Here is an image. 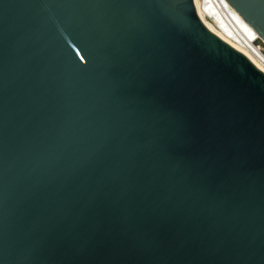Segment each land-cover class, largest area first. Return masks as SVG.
Wrapping results in <instances>:
<instances>
[{"label":"water","instance_id":"1","mask_svg":"<svg viewBox=\"0 0 264 264\" xmlns=\"http://www.w3.org/2000/svg\"><path fill=\"white\" fill-rule=\"evenodd\" d=\"M0 264H264V72L196 0H0Z\"/></svg>","mask_w":264,"mask_h":264},{"label":"bare ground","instance_id":"2","mask_svg":"<svg viewBox=\"0 0 264 264\" xmlns=\"http://www.w3.org/2000/svg\"><path fill=\"white\" fill-rule=\"evenodd\" d=\"M201 19L211 30L241 50L264 72V54L254 44L256 32L226 0H196Z\"/></svg>","mask_w":264,"mask_h":264},{"label":"rangeland","instance_id":"3","mask_svg":"<svg viewBox=\"0 0 264 264\" xmlns=\"http://www.w3.org/2000/svg\"><path fill=\"white\" fill-rule=\"evenodd\" d=\"M255 44L259 46V49L262 51V53L264 54V43L258 38L255 41Z\"/></svg>","mask_w":264,"mask_h":264},{"label":"built area","instance_id":"4","mask_svg":"<svg viewBox=\"0 0 264 264\" xmlns=\"http://www.w3.org/2000/svg\"><path fill=\"white\" fill-rule=\"evenodd\" d=\"M258 39V36H257V38L255 39V41ZM255 41H254V44H255ZM256 45V44H255ZM258 48H259V46L258 45H256Z\"/></svg>","mask_w":264,"mask_h":264}]
</instances>
